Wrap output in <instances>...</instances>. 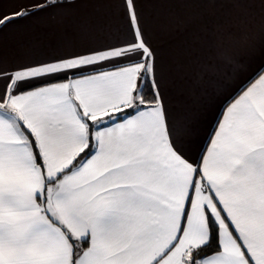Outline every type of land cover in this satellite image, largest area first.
<instances>
[{
  "label": "snow or ice",
  "instance_id": "1",
  "mask_svg": "<svg viewBox=\"0 0 264 264\" xmlns=\"http://www.w3.org/2000/svg\"><path fill=\"white\" fill-rule=\"evenodd\" d=\"M0 264H264V0H0Z\"/></svg>",
  "mask_w": 264,
  "mask_h": 264
},
{
  "label": "crops",
  "instance_id": "2",
  "mask_svg": "<svg viewBox=\"0 0 264 264\" xmlns=\"http://www.w3.org/2000/svg\"><path fill=\"white\" fill-rule=\"evenodd\" d=\"M36 30H37V31H42L43 29L40 28V27H37ZM50 38H52V39H57V38H59V36L53 34ZM155 43H156L157 46L159 47L160 52H161V55L167 57V56L170 54L171 49H172V42H171L168 38H166V37H164V36L158 34V35L155 37ZM209 91L211 92V88H209ZM220 106H221V105H220L219 102H218V103L216 104V106L214 107L213 111L215 112Z\"/></svg>",
  "mask_w": 264,
  "mask_h": 264
}]
</instances>
